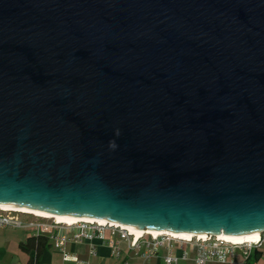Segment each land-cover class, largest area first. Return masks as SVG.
<instances>
[{"label":"water","instance_id":"water-1","mask_svg":"<svg viewBox=\"0 0 264 264\" xmlns=\"http://www.w3.org/2000/svg\"><path fill=\"white\" fill-rule=\"evenodd\" d=\"M0 205L260 239L264 0H0Z\"/></svg>","mask_w":264,"mask_h":264},{"label":"built area","instance_id":"built-area-1","mask_svg":"<svg viewBox=\"0 0 264 264\" xmlns=\"http://www.w3.org/2000/svg\"><path fill=\"white\" fill-rule=\"evenodd\" d=\"M16 214H25L32 216L33 219L23 220ZM0 227L6 228H28L33 229L35 235L47 234L53 241L54 247L63 254L64 264H90L87 260L77 257H71L66 251V245L69 242H79L82 240H93L95 238L107 239L106 243L112 249L114 256L121 254V243L127 242L129 248L137 250L141 257L148 261L157 255L159 250L166 244H169V253L164 258V264H179L178 258L172 254L170 243L173 241L181 244H193L197 248V257L195 264H208L210 261L225 263L229 256H235L238 249L244 255L245 261L257 248L264 245V233H261L260 239L256 242L234 243L217 239V235L207 234L206 240L198 236L192 239H183L170 234L144 233L137 235L131 233L128 228L121 229V225L115 226L112 223L101 224L100 222L80 221L76 223H61L55 219H49L33 215L31 213L8 210L0 207ZM77 229V230H76ZM62 230H76L73 234L61 233ZM110 235L107 238L106 233ZM210 238V239H209ZM183 257H188V252L184 251ZM4 264V263H0ZM123 264H129L125 262Z\"/></svg>","mask_w":264,"mask_h":264},{"label":"crops","instance_id":"crops-1","mask_svg":"<svg viewBox=\"0 0 264 264\" xmlns=\"http://www.w3.org/2000/svg\"><path fill=\"white\" fill-rule=\"evenodd\" d=\"M76 230H62L61 233L73 234ZM33 234V229L0 227V263L28 264L30 256L34 255L35 251L32 250L29 253L23 250L21 243ZM106 241L107 239L95 238L93 240L69 242L66 245V251L71 257L87 260L90 264H123L125 262L129 264H164V258L169 253V244H166L159 250L157 255L145 261L137 250L130 249L128 243L124 241L121 243V254L117 257L112 254V249ZM170 246L172 247V254L178 258L179 264H195L197 251L190 253L187 250V246L190 245L173 241ZM184 251L188 252L186 259L183 257ZM241 254L238 255L236 251V255L229 256L225 263L210 261L208 264H245L244 255ZM38 264H64L63 254L54 247L53 241L44 250Z\"/></svg>","mask_w":264,"mask_h":264},{"label":"bare ground","instance_id":"bare-ground-1","mask_svg":"<svg viewBox=\"0 0 264 264\" xmlns=\"http://www.w3.org/2000/svg\"><path fill=\"white\" fill-rule=\"evenodd\" d=\"M0 207H2L4 209H8V210H16V211L31 213L33 215H37V216L45 217V218H49V219H55V220H57L58 222H61V223H76V222H80V221L100 222L101 224L109 223L108 221L103 220L99 216H84V215L57 212V211L33 208V207H28V206H20V205H0ZM143 231L144 232L142 234H144V233H153V234H170V235H174V234L169 233V232H151V231H148L147 227L143 228ZM220 232L222 234L226 233L225 231H220ZM142 234H137V235L139 236V235H142ZM174 236L175 237H180V238H183V239H187V238H184V237H182L180 235H174ZM194 236H198V235L193 234L192 237H194ZM260 236H261V231H260L259 237ZM258 240L259 239H250V240H245V241L233 240L232 242H234V243H245V242H256Z\"/></svg>","mask_w":264,"mask_h":264},{"label":"trees","instance_id":"trees-1","mask_svg":"<svg viewBox=\"0 0 264 264\" xmlns=\"http://www.w3.org/2000/svg\"><path fill=\"white\" fill-rule=\"evenodd\" d=\"M51 245L50 237L47 234H33L30 236L25 242L21 243V247L23 250L27 252L35 251V254L30 256L28 264H38L46 247ZM262 248H257L255 251L249 256L245 264H254L257 263L263 257Z\"/></svg>","mask_w":264,"mask_h":264},{"label":"rangeland","instance_id":"rangeland-1","mask_svg":"<svg viewBox=\"0 0 264 264\" xmlns=\"http://www.w3.org/2000/svg\"><path fill=\"white\" fill-rule=\"evenodd\" d=\"M16 215L19 216V217H20L21 219H23V220H26V219H27V220L33 219L32 216L25 215V214H16ZM109 235H110V233L107 232V233H106L107 238L109 237ZM50 241H52V240L50 239ZM188 245H190V246H187V250H189L190 253H195V251H197V248H196L193 244H188ZM262 250H263V252H264V246H263ZM241 253H242L241 250L238 249V250H237V254H238V255H242ZM254 264H257V263H254ZM258 264H264V254H263L262 260L258 261Z\"/></svg>","mask_w":264,"mask_h":264},{"label":"clouds","instance_id":"clouds-1","mask_svg":"<svg viewBox=\"0 0 264 264\" xmlns=\"http://www.w3.org/2000/svg\"><path fill=\"white\" fill-rule=\"evenodd\" d=\"M119 134V132L117 131V135ZM110 147H112V148H115L116 147V144L114 143V142H111L110 143Z\"/></svg>","mask_w":264,"mask_h":264}]
</instances>
